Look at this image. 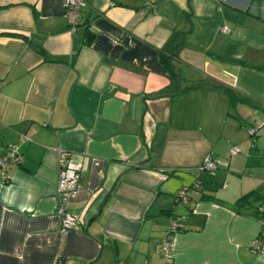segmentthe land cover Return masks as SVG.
<instances>
[{
  "label": "crops",
  "instance_id": "obj_1",
  "mask_svg": "<svg viewBox=\"0 0 264 264\" xmlns=\"http://www.w3.org/2000/svg\"><path fill=\"white\" fill-rule=\"evenodd\" d=\"M86 2L68 33L66 0H0V157L31 139L0 170V264H165L178 216L171 264H264V0ZM58 148L81 166L64 204Z\"/></svg>",
  "mask_w": 264,
  "mask_h": 264
},
{
  "label": "built area",
  "instance_id": "obj_2",
  "mask_svg": "<svg viewBox=\"0 0 264 264\" xmlns=\"http://www.w3.org/2000/svg\"><path fill=\"white\" fill-rule=\"evenodd\" d=\"M150 4V3H149ZM67 12H66V21L68 26V33H73L80 24L81 16L83 10L87 7L86 0H66ZM224 32H228L225 27L222 28ZM90 31L93 32V28L90 26ZM251 134L254 133V130H251ZM31 141L30 137L26 135H20L18 143L10 144L6 147V151L3 156L0 157V170L2 175L4 171L11 166H18L21 162V154L19 152V145L24 142ZM238 148H233L230 153L231 155H236ZM58 156V178L56 185V196L62 204H64V199L66 194L74 191L78 186L79 176L81 171L80 164H76L71 159L70 152L64 151L60 148L57 149ZM227 167V163L222 162L219 158L216 157H205L200 164V169L208 172L210 175L215 174L218 170ZM201 188V181L196 180L189 187H183L177 190L175 195V204H186L190 197L194 194H198ZM60 213V230L65 232L70 229H78L77 218L75 215L67 213L61 206ZM256 212L258 214V226L259 230L256 236L254 237L253 244L251 246L252 253L256 255L264 252V200L257 206ZM182 217H173L169 226V233L166 237V243L160 247L159 252L164 256L166 263L171 264L172 255L170 251L173 247L172 237L173 234L178 232V228Z\"/></svg>",
  "mask_w": 264,
  "mask_h": 264
},
{
  "label": "trees",
  "instance_id": "obj_3",
  "mask_svg": "<svg viewBox=\"0 0 264 264\" xmlns=\"http://www.w3.org/2000/svg\"><path fill=\"white\" fill-rule=\"evenodd\" d=\"M85 36H86V42H90V40H91V37H92V35L91 34H93V32H91L90 31V26H86V32H85ZM160 58H161V62L163 63V65L165 66V68H166V70H168V76H169V79L170 80H172V79H175L176 78V72H175V70L173 69V66H172V64H171V61H170V57H167L166 55H163V54H161L160 55ZM213 87L214 88H217V89H223L225 92H228L229 90L226 88V87H224V86H220V85H217V84H213ZM186 89H188V88H185V89H183L182 91L184 92ZM181 91V92H182ZM230 95V98L231 99H233V97H232V95L231 94H229ZM247 196H243V197H241V198H239V200L237 201V203H236V205L237 204H239V202L241 201V200H243V199H245Z\"/></svg>",
  "mask_w": 264,
  "mask_h": 264
}]
</instances>
